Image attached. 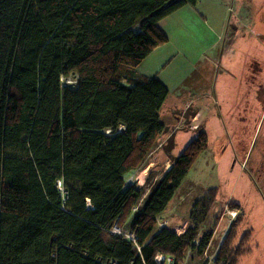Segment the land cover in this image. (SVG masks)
<instances>
[{
	"label": "trees",
	"instance_id": "trees-1",
	"mask_svg": "<svg viewBox=\"0 0 264 264\" xmlns=\"http://www.w3.org/2000/svg\"><path fill=\"white\" fill-rule=\"evenodd\" d=\"M196 2L0 0V264H165L158 256L182 264L187 250L208 247L213 229L195 242L215 189L183 233L157 224L204 150L203 133L139 208L145 189L125 180L145 169L166 129L159 113L168 91L136 67L167 41L157 23ZM240 216L213 264L247 253L249 233L233 246Z\"/></svg>",
	"mask_w": 264,
	"mask_h": 264
},
{
	"label": "crops",
	"instance_id": "crops-1",
	"mask_svg": "<svg viewBox=\"0 0 264 264\" xmlns=\"http://www.w3.org/2000/svg\"><path fill=\"white\" fill-rule=\"evenodd\" d=\"M157 26L167 41L149 53L136 72L158 79L167 89L159 113L166 128V116L179 125L184 118L174 115L192 110L190 126L173 133L171 154L179 155L197 133L205 135L206 146L191 170L196 182L215 189V205L225 189L222 180L229 176L219 175L220 164L243 162L252 147L257 165H264V137L259 140L264 96L255 91L259 82L252 80L251 67L245 66L250 55H263L258 53L263 38L259 42L248 36L264 35V0H197L194 6L185 5L162 18ZM227 200L219 212L227 211L229 203L241 211L239 199L228 193ZM224 213L213 235L227 216Z\"/></svg>",
	"mask_w": 264,
	"mask_h": 264
},
{
	"label": "rangeland",
	"instance_id": "rangeland-1",
	"mask_svg": "<svg viewBox=\"0 0 264 264\" xmlns=\"http://www.w3.org/2000/svg\"><path fill=\"white\" fill-rule=\"evenodd\" d=\"M229 16L231 19L233 18L231 13ZM243 37L246 38L247 36ZM248 37H254L256 40L260 39L259 42L263 38L264 43V35ZM258 53L260 55L263 54L262 57L256 58L250 55V57L245 61V66L248 69L251 67L250 74L255 76L252 80L259 82V84L253 87H255V91H259V95L262 97L264 96V47H261ZM258 99L260 100V97ZM191 115L192 110H186L184 113L175 114L174 116H180L182 119L184 118V121H181L179 125L170 123V120L166 116L164 120L168 123V126L164 133L159 137L153 151L147 157L146 162L143 165L145 169L128 173L125 176L126 185H134L139 188L144 187L145 189V194L140 200L137 208L143 204L144 198L149 192V186L161 179L162 176L170 169L174 157L171 154L172 152L169 142L172 140L173 133L178 128H186L190 126L189 117ZM195 125L197 127V124ZM263 130L259 135V140L264 137ZM251 151L252 147L249 154L245 156L244 161L242 160L243 162L238 161L236 164L232 163L230 165L224 163L219 165V175H229L222 180V184L225 189L223 193H220L218 201L215 205L213 204L206 220L200 226L197 234V241L195 242L197 245L198 239H200V237L208 230L210 231L213 229L212 231L214 233L216 228H214L215 216L224 207V204L227 203L228 193H231L234 198L239 199V207L241 208V211L239 210V212L238 210H234L232 208L225 209L229 212H236L237 216L243 214L240 216L238 226L236 228L233 246L238 243V240L244 233H249L250 236L246 245L248 253L239 259L238 264H264V165H262V167L257 165L258 162L254 159L256 151L254 150L252 153ZM231 168L232 170H230ZM257 168L260 169V174L257 171ZM225 185L229 188L227 189ZM205 187L206 186H202L199 181L196 182V178H194V171L191 170L189 175L186 176L177 189L165 211L157 217L158 226L160 227V225L165 224L167 228L173 230V232L177 234H181L186 228L192 227V213L194 209H196L198 202L208 191ZM137 208H135L134 211ZM223 213L227 216L224 217L221 224L216 229L215 234L212 235L210 243L205 251L199 255L196 250H187L182 264H213L221 241L227 233L229 226L235 220L234 218L237 217H232L226 212V210L221 211L220 214ZM228 217L230 220L229 226ZM128 227L129 225H126L122 227V229L128 233ZM157 259L159 262H162L161 258ZM165 264H172V262L166 261Z\"/></svg>",
	"mask_w": 264,
	"mask_h": 264
},
{
	"label": "built area",
	"instance_id": "built-area-1",
	"mask_svg": "<svg viewBox=\"0 0 264 264\" xmlns=\"http://www.w3.org/2000/svg\"><path fill=\"white\" fill-rule=\"evenodd\" d=\"M60 80H61V82H63L64 84H72L73 82L71 81V80H69V79H65V78H60ZM57 187L59 188V189H61V187H60V183L58 182L57 183ZM61 194H65V192H62L61 191ZM228 214H230L232 217H235V216H237L236 215V212H229V211H226ZM165 226V224H163V225H160V227H164ZM110 233L111 234H121V231H120V229L119 228H117V227H113L112 229H111V231H110ZM128 238H131V236H128ZM157 258H161L162 259V261H167V262H170L171 261V259L170 258H165L164 256H158ZM165 259V260H164ZM158 260V259H157Z\"/></svg>",
	"mask_w": 264,
	"mask_h": 264
}]
</instances>
